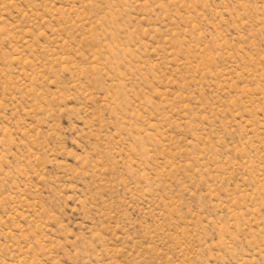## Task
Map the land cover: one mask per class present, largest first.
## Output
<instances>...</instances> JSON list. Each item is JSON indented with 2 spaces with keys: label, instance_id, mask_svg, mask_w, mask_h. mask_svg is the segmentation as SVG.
I'll return each instance as SVG.
<instances>
[{
  "label": "rangeland",
  "instance_id": "374dc122",
  "mask_svg": "<svg viewBox=\"0 0 264 264\" xmlns=\"http://www.w3.org/2000/svg\"><path fill=\"white\" fill-rule=\"evenodd\" d=\"M0 264H264V0H0Z\"/></svg>",
  "mask_w": 264,
  "mask_h": 264
}]
</instances>
